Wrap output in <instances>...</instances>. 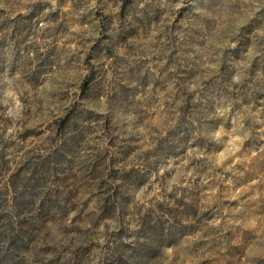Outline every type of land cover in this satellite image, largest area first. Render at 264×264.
Here are the masks:
<instances>
[{
  "label": "clouds",
  "instance_id": "9594fccd",
  "mask_svg": "<svg viewBox=\"0 0 264 264\" xmlns=\"http://www.w3.org/2000/svg\"><path fill=\"white\" fill-rule=\"evenodd\" d=\"M0 264H264V0H0Z\"/></svg>",
  "mask_w": 264,
  "mask_h": 264
},
{
  "label": "trees",
  "instance_id": "16d2710c",
  "mask_svg": "<svg viewBox=\"0 0 264 264\" xmlns=\"http://www.w3.org/2000/svg\"><path fill=\"white\" fill-rule=\"evenodd\" d=\"M85 87H87V85H85Z\"/></svg>",
  "mask_w": 264,
  "mask_h": 264
}]
</instances>
